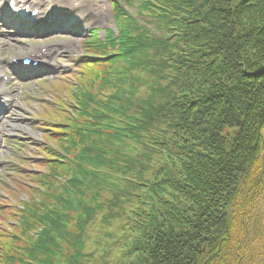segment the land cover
<instances>
[{
  "label": "trees",
  "instance_id": "1",
  "mask_svg": "<svg viewBox=\"0 0 264 264\" xmlns=\"http://www.w3.org/2000/svg\"><path fill=\"white\" fill-rule=\"evenodd\" d=\"M115 1L138 2L150 21L113 3L122 21L106 46L121 71L111 81L80 78L94 60L95 33L87 39L90 61L43 114V176L23 177L47 189L4 215L23 217L25 239L1 245L0 264H110L86 253L87 233L122 220L138 189L145 220L122 239L106 234L103 251L128 245L112 264H263L264 0ZM73 106L77 117H66ZM104 209L118 212L101 218Z\"/></svg>",
  "mask_w": 264,
  "mask_h": 264
},
{
  "label": "rangeland",
  "instance_id": "2",
  "mask_svg": "<svg viewBox=\"0 0 264 264\" xmlns=\"http://www.w3.org/2000/svg\"><path fill=\"white\" fill-rule=\"evenodd\" d=\"M15 1L17 2V8L22 10L25 6H29L31 4L30 2H34L35 0ZM113 3H115L124 14L130 15L139 23L141 19H144L145 22L150 21L149 18L136 16L139 12L137 8H139L140 4L138 2L127 6L115 0H113V2L112 0H46V4H41V6H39V8L46 13V17H40L34 22V25L25 27L23 31H15V29L13 30L14 27L11 25V22L14 21L16 17L18 18V14L10 13L7 1L0 0V67L11 77L9 84L5 88L6 93L12 98L17 95L19 100L14 103L11 113L8 115L9 117L7 116L2 121V126L0 127V208L2 205L6 207L9 203L13 207L15 206L19 211H25L26 208L25 206H21L22 203L29 205L31 200H34L35 204H40L43 199L39 195H41L40 193H43V191H46L47 188L45 189V185L43 187L38 186L36 180L30 177L22 181L16 173L18 171H29L28 176L31 174L43 176L42 171L45 169V165H43L42 168L32 165V162L45 164V161L42 162L43 151L40 150L41 146L36 147L45 136L41 134V130L38 129L39 124L37 121L33 120V116L37 115L40 111H42L43 114H48L49 111L56 108V106H54L53 109H44L45 105H51L49 102L51 94L48 91L50 83L61 81L64 77H61L63 73H70L71 76L76 74L75 70H71L77 69L76 67L80 65L82 60H87V62L90 61L86 56L88 43L85 38H88L91 32L96 35L91 38L93 39L94 37V41L91 44L94 60L92 59L91 70L87 74L81 75L80 78L83 79V76L86 75L84 81H90L88 84L90 85L93 73H103L104 78L111 81L112 76L115 77V74L121 71V69L118 68L120 61H115L116 56L113 55L114 48L112 44L106 46L108 45L109 37L113 39L118 37V27L122 21L115 18ZM80 4L85 6L81 10L80 8L77 9ZM85 9L88 10L87 13L84 12ZM6 10L9 11L10 14ZM82 11L84 13H82ZM57 18L58 20L70 21L73 23L83 20L79 23L80 26H78L75 32L72 31L69 34L63 35L61 33L64 31L65 26H60V21H56V26H51L50 21ZM14 32H16V34L12 35ZM39 32L40 37L38 35ZM54 34L56 36H53ZM39 49H45L46 52L48 51V59L43 60V64L48 66L49 62L52 63L54 65V70L39 81L17 82L12 75L14 69L11 65V59L16 58L20 60L22 57L38 54ZM83 55L87 58L81 59ZM100 82L101 80L98 79L94 84L98 85ZM110 92L111 91H107L105 94L108 95ZM74 109L75 106L72 107L66 117H77V111L75 112ZM54 118L60 120L61 115L57 114ZM63 119L65 118L63 117ZM65 121L69 120L65 119ZM66 135L67 134L64 136ZM47 142L52 144L53 141L47 140ZM24 144H26V149L23 148ZM59 150H61V148H59ZM23 159H26L28 164L22 165L20 161ZM157 159L159 160L158 162L162 163L166 161L165 157ZM169 163L170 162L167 160V165H169ZM19 185H23L25 190L21 187V189L18 188ZM54 189L58 191L60 187L56 185ZM131 191H129L130 194H128L130 203L126 205V215L122 220L119 218L112 219L107 224L100 220L96 227L92 229L91 226L89 228L90 230L86 236L85 251L87 254H92L94 256L93 259H95L93 261H98L99 257H103L107 261L110 260L109 263L112 264L116 263L117 260L121 258V253L127 245L125 241L122 243L123 248H114L109 252L103 251L109 249L112 245V238H105L107 233H109L110 236H115V234L118 233L120 239H122L121 236L124 230L141 229L140 223L144 222L147 213V194L144 189H138L135 192ZM47 196L49 195L47 194ZM112 200L113 198L109 193H103L102 201L104 205L111 206L110 203ZM6 201H8V203ZM109 211L117 213L118 209H104L103 213H101V218L107 215ZM130 212L134 214L132 215ZM16 215H13L14 217L11 219H4L5 221L0 222V246H3V244L9 241L13 242L15 239H17L15 240L16 243L20 241L19 239L21 238L25 239L23 236L24 234L21 231L19 232L20 226L18 225V223L20 224L23 220V217H19V214ZM226 215V212H222L216 223L225 218ZM2 216L3 215H0V217ZM26 221L27 219L23 222ZM207 240L208 238H206V241ZM107 253L109 255H107ZM108 256H110L109 259L107 258ZM93 263L95 262H92V264Z\"/></svg>",
  "mask_w": 264,
  "mask_h": 264
},
{
  "label": "bare ground",
  "instance_id": "3",
  "mask_svg": "<svg viewBox=\"0 0 264 264\" xmlns=\"http://www.w3.org/2000/svg\"><path fill=\"white\" fill-rule=\"evenodd\" d=\"M42 2V1H41ZM42 4H43V2H42ZM85 6L83 5V4H80V6L77 8V9H79L80 8V10L81 9H83ZM84 12L85 13H87L88 12V10L87 9H85L84 10ZM83 11H82V13H84ZM88 15V14H87ZM89 17V16H88ZM83 20V19H82ZM82 20H80V21H78L76 24H74V25H68V27L66 28V30H65V33L66 34H69L70 32H75L76 30H77V26H78V24L82 21Z\"/></svg>",
  "mask_w": 264,
  "mask_h": 264
}]
</instances>
